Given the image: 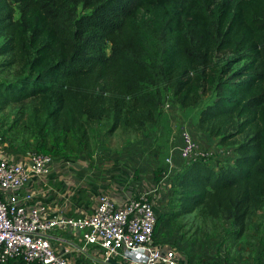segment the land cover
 I'll use <instances>...</instances> for the list:
<instances>
[{
    "label": "trees",
    "instance_id": "16d2710c",
    "mask_svg": "<svg viewBox=\"0 0 264 264\" xmlns=\"http://www.w3.org/2000/svg\"><path fill=\"white\" fill-rule=\"evenodd\" d=\"M11 3L20 16L0 55L17 70L0 80V109L31 103L23 124L42 137L38 151L80 152L67 146L69 134L76 149L83 144L79 85L103 70L121 78V96L100 110L113 113V129L155 122L161 88L185 108L209 95L199 125L221 143L234 136L228 124L238 133L255 129L234 161L188 162L171 191L175 215L201 210L229 221L241 238L251 214L264 210V0H0V7Z\"/></svg>",
    "mask_w": 264,
    "mask_h": 264
},
{
    "label": "rangeland",
    "instance_id": "374dc122",
    "mask_svg": "<svg viewBox=\"0 0 264 264\" xmlns=\"http://www.w3.org/2000/svg\"><path fill=\"white\" fill-rule=\"evenodd\" d=\"M79 11L88 12L81 9ZM19 16L20 11L14 3L3 9L0 7V45L11 34V24ZM110 47L111 42H108V54ZM6 59L7 56L0 55V80H12L15 77L17 67L7 65ZM241 64L242 62L235 66ZM120 84L121 78L106 70L80 83V96L86 108L84 127L77 130L78 135L83 134L82 146L76 149L72 135L67 136V146L84 151L87 160L96 156L95 159L108 171L112 179L119 177L121 180L124 176L128 182L137 181L135 183H140L148 189L158 186L157 191L165 190V196L168 192L171 195L174 185L171 181L178 168L188 163L181 155L184 129L192 133L197 151L209 156L212 161L215 160L214 156L234 161L238 155V144L245 142L255 131L253 127H246L242 133H238L237 126L228 124L225 128L234 136L229 143H221V136L216 137L201 129L199 125L201 111L213 100L209 95L204 96L197 104L185 108L163 88L164 103L155 122L148 123L141 130L124 125L113 129V113L109 116L100 110L101 105L111 107L112 99L121 96ZM30 107L31 103H28L24 106L9 105L0 109V143L5 151L11 152V156L30 155L40 150L42 137L23 124L27 120ZM16 121L20 125L14 127ZM45 142L49 145L51 137H47ZM153 191L154 189L147 193L153 195ZM161 193L158 199L163 206V213L160 215V220L164 221L162 228L165 227L164 234L171 238L169 244L177 253L184 252L183 256L179 255L180 258H190L191 264L221 261L230 264H264V210L251 214L247 231L241 238L235 239L230 234L232 226L229 221L212 218L201 210L175 215L174 206L169 204L171 198L168 201ZM136 196L138 195L126 196L125 200Z\"/></svg>",
    "mask_w": 264,
    "mask_h": 264
},
{
    "label": "built area",
    "instance_id": "2783aa9c",
    "mask_svg": "<svg viewBox=\"0 0 264 264\" xmlns=\"http://www.w3.org/2000/svg\"><path fill=\"white\" fill-rule=\"evenodd\" d=\"M182 138L181 155L187 162L206 156L197 151L189 130L182 131ZM53 163V155L38 150L27 163L0 158V264H74L58 253L50 239L51 231L62 226L78 231L85 244L100 246L105 260L121 254L137 264H190L173 246L156 242L159 215L150 193L122 202L104 193L91 214L45 215L44 208L33 202L34 193L22 191L32 177H46Z\"/></svg>",
    "mask_w": 264,
    "mask_h": 264
},
{
    "label": "crops",
    "instance_id": "0c3cea01",
    "mask_svg": "<svg viewBox=\"0 0 264 264\" xmlns=\"http://www.w3.org/2000/svg\"><path fill=\"white\" fill-rule=\"evenodd\" d=\"M1 145L2 143H0V158H13L24 163L29 161V155L11 156V152L5 151ZM53 156L54 163L51 172L44 178L32 177L22 191L23 193H34L33 202L44 208L45 215L62 213L65 216L77 217L91 214L102 193H108L118 202H122L126 196L143 195L153 189L155 192L153 194L154 209L159 218L163 213V206L160 205L161 200L158 199V195L162 192L161 195L165 196V190L157 191L158 188L155 187L148 189L140 183H135L137 181L128 182L124 176L121 180L119 177L112 179L108 171L102 168L99 161L95 159L96 156L88 161L84 151L58 153ZM184 165L178 168L177 173L183 169ZM170 198L171 195L168 192L165 199L170 201ZM169 204L171 205L170 202ZM162 223L164 221L159 219L155 236L156 242L160 245L171 246L169 244L171 238L164 234L165 227L162 228ZM50 239L58 253L74 264H137L121 254L113 259L105 260L103 249L100 246L85 244L79 232L68 227L62 226L53 229ZM183 253L180 251L178 255L183 256ZM140 256L141 254L138 253L137 257ZM188 259L187 262L190 263L191 260Z\"/></svg>",
    "mask_w": 264,
    "mask_h": 264
}]
</instances>
